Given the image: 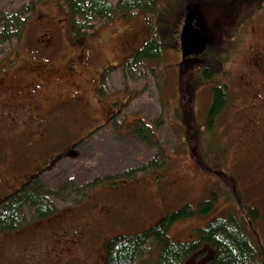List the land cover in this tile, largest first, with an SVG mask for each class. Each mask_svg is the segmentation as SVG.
Returning a JSON list of instances; mask_svg holds the SVG:
<instances>
[{"label":"rangeland","instance_id":"374dc122","mask_svg":"<svg viewBox=\"0 0 264 264\" xmlns=\"http://www.w3.org/2000/svg\"><path fill=\"white\" fill-rule=\"evenodd\" d=\"M32 1L40 12L26 8ZM53 3L0 0V30L11 13L26 19L20 37L0 42V61H8L0 71V199L46 162L38 180L48 192V209L55 211L40 218L33 205H24L16 226L21 229L6 225L0 232V259L99 264L104 251L95 242L97 234L142 230L167 211L212 192L218 194L216 201L224 197L222 205H233L222 174L252 179L248 195L264 207V161L259 158L264 156V0H161L162 54L146 62L124 59L143 44L147 31L138 25L151 22V12L134 10L136 20L127 29L122 28L127 21L100 19L87 36L72 38L59 4ZM191 10L195 25L207 37H217L203 52L183 59L177 36ZM182 66L189 74L194 67L199 85L193 89L194 129L200 136L195 148L178 106ZM204 66L213 69V77L202 75ZM184 79L190 92L192 79ZM223 83L229 101L208 127L203 120L213 86ZM255 87L262 88L259 96ZM107 113L109 122L73 144L90 122L97 120V126ZM146 122L155 133L144 125L141 136L132 131L135 125L128 126L138 124L139 130ZM126 126L130 131L123 133ZM71 144V152L48 166L50 155ZM128 170L134 178L128 179ZM108 177L117 179L94 186ZM190 228V222H181L169 234L187 239Z\"/></svg>","mask_w":264,"mask_h":264},{"label":"trees","instance_id":"16d2710c","mask_svg":"<svg viewBox=\"0 0 264 264\" xmlns=\"http://www.w3.org/2000/svg\"><path fill=\"white\" fill-rule=\"evenodd\" d=\"M48 1L50 3L54 2L55 6L59 4L58 11L63 12L59 14L65 20L63 21L64 23L68 22L67 29L72 34V38L87 36L90 30L95 29V21L100 19L109 20L108 22L114 21V19L127 21L128 25L122 27L123 29H127L131 26V21L136 19L132 14L134 10L139 9L143 14L151 12L152 21L150 22L148 18L149 21L146 23L141 21L138 25V27L142 25V28L147 31L142 37L143 44L137 48L135 47L134 53L127 59H140V61L146 62L147 60H157L160 54H162V34H165V32L162 31L163 28L159 25L161 0H117L116 3H113L111 0H46V3ZM36 2L32 1L26 8L31 10L32 8L36 9V12L39 11L40 6ZM24 22L26 23V19L22 18V13H11V16L6 18L4 27L0 30V42L12 36L20 37L25 25ZM173 32L176 34V29ZM216 37L217 35H214L213 38L211 36L210 38L208 37V43L213 44ZM177 42L180 46V38L178 36ZM188 57L182 56L183 59ZM6 62H8L7 57L0 61V71L2 66H5L4 64L7 65ZM185 69L186 67L182 66L179 85L182 98L178 106H180L183 123L188 127V140L193 148H195L194 144H196L200 136L198 135V131L194 129L195 122H197L195 118L197 116L194 110H192V106L196 107L193 101V89L195 90L199 85H196L195 82L197 75L194 73V67H190L192 69L190 74ZM202 71V75L206 78H211L215 74L209 66H204ZM187 76L189 79H192L190 92L184 87V78ZM213 94V100L209 109L205 110L207 117L203 120H206L205 124L208 127L214 126L217 117H220L222 112H224L229 101L230 90L227 84L223 83L213 86ZM121 99L122 97L119 98L120 101ZM96 100L99 102V100H102V97ZM100 107L102 112H104V107ZM116 111L117 109H115L114 114ZM110 120L111 115L109 114L102 121H98L99 124L97 126L95 124L97 120H93L90 122L89 127H86L83 131L86 133L79 136L73 144L87 137L92 131ZM131 124L132 126L135 125L132 131L141 136L144 133L139 131L144 129V125L155 133L152 129L153 126L149 122L142 124L139 130L136 127L138 124L130 123L128 126ZM128 126L125 127L123 133L130 131V127ZM199 142V147L202 149L201 140ZM73 144L62 147L50 155V158L47 160L50 161L48 165L61 157ZM260 157H263L262 160L264 161V156ZM44 164L38 169V172L31 174L22 186L10 194L8 193L3 199H0V232L3 231L2 229L6 225H9L8 229L12 226H15L14 229L17 231L21 229L16 227L19 222L18 214L26 204L33 205L36 211L42 215L40 218H48L55 213V211L51 212L48 209V192L45 190V186L38 180V174L43 171ZM210 173L213 174L212 172ZM126 174L129 176L128 179L134 178L132 170H128ZM222 178L230 184L227 196L228 199L233 201V205L230 207L222 205L224 197H218V201H216L218 194L212 192V195L208 197L200 200H198L200 197L197 198L196 200L198 201L196 203L186 202L172 211H167L158 221L146 226L142 230L113 231L109 236H104L106 232L99 235L96 233L97 237H94L95 242L99 243L104 249V258L101 264H198L199 262L201 264H264V241L261 229L262 224L260 223L263 218L262 209L264 210V207L258 205L248 195V191H250V187L253 185L252 179L249 178L248 180L244 177L240 179L235 174H222ZM116 179L115 177H108L100 183L97 180L98 183H94V186L98 184L102 186L108 185L107 183ZM260 195L264 196V191L261 190ZM223 208H226L227 211H224ZM198 217H203L205 220L199 221ZM181 222H190L191 228L189 230H191V237L187 239H173L169 232L174 230ZM174 235L177 238H181L180 236H176L175 231ZM7 260L0 259V264H9Z\"/></svg>","mask_w":264,"mask_h":264},{"label":"water","instance_id":"95a60500","mask_svg":"<svg viewBox=\"0 0 264 264\" xmlns=\"http://www.w3.org/2000/svg\"><path fill=\"white\" fill-rule=\"evenodd\" d=\"M194 19V12L192 10L188 11L185 15L180 34L183 57L203 52L208 44L207 35L195 25Z\"/></svg>","mask_w":264,"mask_h":264},{"label":"flooded vegetation","instance_id":"af4514ba","mask_svg":"<svg viewBox=\"0 0 264 264\" xmlns=\"http://www.w3.org/2000/svg\"><path fill=\"white\" fill-rule=\"evenodd\" d=\"M136 20V19H135ZM135 20L134 21H131V23H130V25L131 26H133V23L135 22ZM130 26V27H131ZM261 58V60H264V56H261L260 57ZM255 67H257V64H256V62L254 61V65L252 66V68H255ZM102 72H104L103 70H101V72H99V74H98V79H102ZM246 83V80L245 79H242L241 80V84H245ZM35 84V83H34ZM41 84V83H40ZM40 84H38V85H40ZM36 85V84H35ZM26 89L27 88H25V91H26ZM255 89L256 90H258V95L257 96H259V94L262 92V88L261 87H259V89H258V87H255ZM18 91V90H17ZM6 92L7 93H11V92H13L12 90H10V89H7L6 90ZM15 97V96H14ZM256 98V97H255ZM3 99H5V98H3ZM115 102H113V104H114ZM256 119V118H255ZM254 119V120H255ZM261 120V119H260ZM72 148V147H71ZM71 148H69L68 150H67V152H71ZM49 166V165H48ZM30 177V176H29ZM19 187H16V189H18ZM101 246V245H100ZM100 248H102V246L100 247ZM103 249V248H102ZM103 251H104V249H103ZM3 257H1V259H2ZM8 263L9 264H12L13 263V261L10 259L9 261H8ZM102 263V262H101ZM101 263H99V264H101ZM3 264V263H2ZM192 264H194V263H192ZM198 264H201V262H199Z\"/></svg>","mask_w":264,"mask_h":264}]
</instances>
